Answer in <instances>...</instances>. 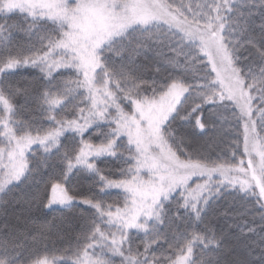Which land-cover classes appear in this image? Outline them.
I'll return each instance as SVG.
<instances>
[{
  "label": "snow or ice",
  "instance_id": "1",
  "mask_svg": "<svg viewBox=\"0 0 264 264\" xmlns=\"http://www.w3.org/2000/svg\"><path fill=\"white\" fill-rule=\"evenodd\" d=\"M0 264H264V0H0Z\"/></svg>",
  "mask_w": 264,
  "mask_h": 264
},
{
  "label": "trees",
  "instance_id": "2",
  "mask_svg": "<svg viewBox=\"0 0 264 264\" xmlns=\"http://www.w3.org/2000/svg\"><path fill=\"white\" fill-rule=\"evenodd\" d=\"M56 215H59V214H56Z\"/></svg>",
  "mask_w": 264,
  "mask_h": 264
}]
</instances>
